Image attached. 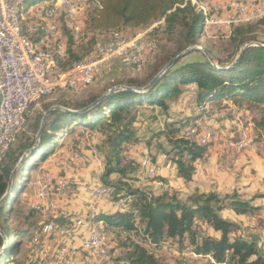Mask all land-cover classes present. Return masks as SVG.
<instances>
[{
  "label": "trees",
  "instance_id": "obj_1",
  "mask_svg": "<svg viewBox=\"0 0 264 264\" xmlns=\"http://www.w3.org/2000/svg\"><path fill=\"white\" fill-rule=\"evenodd\" d=\"M41 1L44 0H24L21 13L27 14L31 6ZM97 2V6L88 10L84 22L90 32H118L117 30H120L134 34L163 19L162 34L165 39L175 44L174 51L160 64L154 66L145 80L130 78L125 82L115 83L131 87L145 86L172 57L185 48L195 45L200 33L199 25L205 15V8L200 0H97ZM239 24L233 26L229 36L230 49L228 50H231L230 53L218 54V57H215L212 49L206 48L214 63H211L204 53L200 59L183 62L180 58L146 91L116 89L110 97L81 113L54 110L41 132L39 147L23 161L15 172L11 191L17 174L21 172L22 177L24 176L27 163H30L29 161L39 150L44 148L39 160H45L59 145V140L63 135H68L81 128L98 129L104 134L103 143L107 145L106 163L100 175L101 184L111 190L113 199L122 195L132 196L128 210L97 213L91 218V221L96 224L101 223L100 232H103V224L109 228L108 232L119 229L128 233V236L123 237L117 234L115 249L118 251V259L127 264H163L162 258L157 255L154 247L166 240H171L178 250L181 251L188 246L193 255H199L197 258L208 256L214 264H219L215 262L221 261H227L226 264H264V254L259 251L256 242L247 240L240 233L238 234V225L223 218L220 214L225 208H230L236 214H253L260 210V206L253 205L252 201L258 197H264V194L242 199L236 191L224 194L222 197L214 192H195L186 201L179 200L173 192L170 193L167 190L153 195L131 185L132 174L137 170L138 164L132 159L124 161L121 156L124 143L137 140L132 127L136 111L144 107L143 105L158 106L168 110L165 98L178 95L181 87L189 84L196 86L194 101L197 105H202L205 101L211 106L212 104L219 105L223 100L229 99L238 108L251 113V120L254 123L253 141L263 140L264 47L248 45L240 53L239 51L244 43L255 40L248 33L252 32L253 27L264 26V14L256 20ZM67 31L69 49L68 58L62 64L63 67L83 58L91 50L88 46H82L79 48L82 55L72 52L73 36L68 28ZM90 43L94 41L91 40ZM213 48L218 53H222L218 47ZM99 96L100 94H96L80 99L59 96L53 102L45 104L43 110L45 111L51 105L78 110L88 106ZM41 117L40 115L31 125L32 134L17 140L16 145L12 141L3 155L0 161V198L6 190L14 165L22 152L32 146ZM180 121L166 122L164 128L158 133L164 134L169 143L170 148L166 154L175 163L178 175L188 181L194 170L192 162L203 156L209 143H191L177 136V126L181 123ZM57 139L58 142H56ZM53 143H56V146ZM185 154L188 155L187 158H184ZM35 161L30 164L28 170L36 166ZM28 170L23 177L21 187H27L26 185L30 182L27 178ZM112 174H116L117 177L112 178ZM18 192H21L20 188L13 199L17 198ZM9 195L0 206L1 228L2 224L7 223L10 213V209L6 211ZM55 221L63 222L64 218L59 216L55 218ZM201 225L218 231L219 237L205 232ZM232 233L234 237L230 236ZM13 234L18 237L27 235L26 232L16 231ZM6 235L10 237L9 234L6 233ZM9 241L8 239L4 247V241L0 235V249L4 248L0 252V264H14L18 259L16 256L20 252L21 240L17 239L10 244Z\"/></svg>",
  "mask_w": 264,
  "mask_h": 264
},
{
  "label": "crops",
  "instance_id": "obj_2",
  "mask_svg": "<svg viewBox=\"0 0 264 264\" xmlns=\"http://www.w3.org/2000/svg\"><path fill=\"white\" fill-rule=\"evenodd\" d=\"M200 1L204 6L208 7L209 5L212 8H218L221 10L220 14H224V6L229 0H208V3L205 0ZM258 1L264 7V0ZM259 12L264 14V11ZM219 29L227 32L230 30L227 27ZM195 59H200V57L191 58L190 60ZM185 87H190L188 91L190 96L185 93L187 97H190L189 101L186 102L187 105H181L180 110L178 109L181 112L177 111L171 114L169 111L171 118L168 120H190L197 116L195 113L197 104L192 106L191 103L194 100L196 86L189 84ZM190 104L192 107H190ZM152 108L158 109L157 106ZM185 109L189 112L186 113ZM154 112V110L136 112L132 127L137 140L124 143L121 150V154L123 152L128 154V160L132 159L138 162L144 157L143 149L148 148L145 141L150 134L148 129L158 126L157 129L160 131L164 128L166 121L151 122L147 119L150 117L147 114H154ZM226 112L229 116H225L224 113ZM242 118L251 127L253 134L254 123L251 120V113L242 108H234L229 99L223 100L219 105L212 104L208 112L205 113L204 121L214 131L216 138L208 144L203 156L192 162L194 170L191 179L186 181L178 175L175 163L167 154H154L153 151H149L153 162L158 166V176L163 179L165 187H158L153 180L146 176V168L139 166L132 174L131 185L153 195L161 194L167 190L170 193L173 192L182 201H186L195 192H215L218 195H224L236 191L242 199H249L256 194H264V155L259 154L256 147L237 149L235 146V143L244 134L241 133ZM103 140L104 134L98 129L81 128L68 135H63L59 140L57 149L43 160L40 166L51 178V194L54 200L59 203L60 213L64 217L71 218V220H75V216L85 217L83 227H90L91 218L94 214L110 213L117 210L113 201H105L94 195V188L101 184L100 175L106 163L107 145L103 143ZM216 140L217 142L214 143ZM122 159L125 161L123 156ZM111 177L116 178L117 175L112 174ZM62 179H71L74 184V189L69 197L64 198L58 195V182ZM252 204L260 206V210L257 212L262 210L264 212V197L255 198ZM228 213V209H223L220 214L224 218L226 214L229 215ZM250 215L233 214L229 220L232 222L245 220V216L247 219ZM249 218L252 219V217ZM201 227L205 229V232L215 237L220 235L218 231L208 226L201 225ZM108 229L102 224L103 232L107 234ZM237 233L239 234L238 231ZM85 236L86 230L78 226H72L66 234L57 238L50 234H40L38 241L43 243L46 249H51L50 255L44 259L41 253L36 254L32 258H28L24 264H40V260L45 262L43 264H86L89 259L88 254L78 251ZM111 239L115 240L114 235ZM114 243V246H116V242ZM63 245L71 249L67 253L58 256L56 250ZM115 250L117 251V249ZM116 255H118V252Z\"/></svg>",
  "mask_w": 264,
  "mask_h": 264
},
{
  "label": "rangeland",
  "instance_id": "obj_3",
  "mask_svg": "<svg viewBox=\"0 0 264 264\" xmlns=\"http://www.w3.org/2000/svg\"><path fill=\"white\" fill-rule=\"evenodd\" d=\"M44 1H49V0H44ZM44 1H41V2H44ZM80 1L81 2L78 4L76 13H74L73 7L71 8L73 12V24L77 28V32H78L76 35L77 39L74 40L72 38L73 42L71 44V51L76 54L82 55L83 53L79 50L80 47L88 46L92 50V48L94 47V43L89 44V42H91V40L92 41L97 40V38H101L111 31L90 32L86 28L84 22L86 20L88 10L96 6L97 2L95 0L94 1L80 0ZM32 7L33 6H31V8ZM34 9H31L33 14L31 13L23 14L22 25L24 27L30 28L31 30L34 28L39 29L40 26H45V28H48L46 27L47 21L43 17V15L40 14L39 9L38 8H34ZM58 21H59L58 27L60 31L62 30L61 32L64 35V41H63L64 43L61 46V51L62 49H66V52L64 53V57H63L64 60H61L58 63V65L60 64L59 66L62 67V64L68 58L67 52L69 48L67 47V44H68L67 37L69 35L67 31L68 27L66 24V18L64 14L60 16ZM209 25L210 24L200 23L199 25L200 33L197 37L195 45H198L202 49H205V50L206 48L212 49V53L215 57H218V54L221 55V54L230 53L231 50H228L230 49L229 47L230 44L228 40H229V36L232 33L233 26L230 27L229 32H227L222 29L207 28ZM154 29L157 30V31L155 30L152 31V37H153L154 31L156 32L155 34H157V36L155 37L156 49L149 54L145 64L138 66V67L113 66L109 70L100 72V74L97 75L94 82L90 85L80 87L76 90L62 91L64 89H55L54 91L45 94L46 96L45 95L38 96L36 100L32 104H30L26 110L24 125L23 127H21L22 129L20 128L18 133L15 135V138L13 139L14 145H16L17 140H19L20 138L28 137L32 134L31 125L40 115L41 116L43 115L44 113L43 106L45 104L53 102V100L59 96H64L65 98L72 97L75 99L86 98V97H91L96 94L102 95L103 93L107 92L112 86L116 85L115 83L125 82L129 80L130 78H135L137 80H145L150 74L152 68L160 64V62H162L164 58L167 57L175 49V44L165 39L164 34H162V30L158 28H154ZM143 30L145 29H141L140 31H143ZM117 31L118 32H114V33L112 32V33L117 34V35H130V33H125L120 30H117ZM248 34L251 37L255 38V40H250V41L257 42V43L264 45V26H257L255 28L253 27L252 32ZM213 47H218L219 50L222 51V53H218ZM202 55H203V52L201 50H194L191 53L187 54L186 56L182 57L181 59L183 62L190 61L191 58H196V57L201 58ZM189 88L190 87L183 86L181 87V92L178 95L171 97V98H165V101L168 104V110H164L158 106H157L158 109H155L148 105H143L144 107L139 108L137 111L144 110L145 112H150L154 110L155 111L154 114H150V115L147 114L148 116H150L147 119H149L151 122H155L159 120L161 121L164 120L166 122L172 121V120H168L169 118H171V116L169 115V111L171 114L174 112H177L178 109L181 108L182 104H186V102L189 101L188 99L190 97H187V95H189L188 94ZM230 102L231 104L234 105V108H238L237 105L234 104L231 100ZM191 103H192V106L196 105L194 100ZM192 106L190 104V107ZM210 106H211L210 103L205 101L202 105H200L198 110L195 109V113L197 115L195 118L190 119V120L182 119L180 121L181 123H179V127L183 126L184 124L185 126L190 127V125H186V123L191 124L192 122L193 125L191 129H194L193 134H199V135H193V142L195 143L206 144V143H209V140H211L212 142L216 138V134L214 133V131H212L210 127L208 130H206V134H201V127H195L197 123L199 124V122H202L203 120H205V113L208 112ZM169 108L171 109L169 110ZM178 112H181V111H178ZM185 112L188 113L189 111L185 109ZM224 114L226 116L228 115V112ZM242 122H243V127L241 128L242 130L241 133L242 132L244 133V141H248L250 144L253 143L249 148L256 147V149L258 150L257 152H259V154L261 155L262 154L264 155V137L261 142L253 141L254 135L252 134L251 127H249V125L246 123L244 118H242ZM157 127L158 126L153 127L152 129H148L150 134L147 136V139H145L147 143L146 146L148 147L147 149L149 151H153L154 154L155 153L157 154L165 153L166 154V151L169 150L170 146L164 134L158 133L159 131ZM253 133H254V130H253ZM177 136H178V133H177ZM217 140L214 141V143L217 142ZM56 142H58V139ZM54 145L56 146V143ZM55 149H57V146L56 148H54V150ZM43 152H44V148L39 150L36 153L35 157L31 159V161H29L30 163H27L25 167V172L23 173L24 175L23 177H25V175L27 174L26 172L30 164H33L34 161L37 160L35 161L36 166L28 170L27 178H29L30 182L26 185L27 187H21L22 180H24V178L22 177L21 172L17 174L14 180L13 189L9 195L8 204H7L6 211L10 209V213L8 214V220L6 224L1 223L2 228L0 226L1 230L4 232L6 236V241L8 239L10 240L9 244L10 242H13V241L15 242L17 239L21 240L20 245H19L20 252L16 256V258L18 259L17 261L14 262V264H24L28 258H32L36 256V254L39 255L40 253H41V256L44 257V259H46L51 253V249L50 248L46 249V246H43V243L38 241V239L35 241L33 240L34 237L36 236L35 232L39 229L40 224L42 222H45V220L51 219L50 216L47 215V212H46L47 209L45 210V213H46L45 215V213H42L41 204L34 203L35 201L38 202V196H37L38 191L48 190V180L40 179L42 175V171L44 169L40 167L43 160H39V159ZM122 156H123V153H122ZM19 188L21 192H18L17 198L13 199L14 195L16 194ZM218 196L222 197L223 195H218ZM53 199L54 197L52 196V194H50L49 200L52 201ZM54 204H55V206L53 207L54 210L60 212L61 210L59 209V206H58L59 203L54 201ZM225 209L229 210V213H228L229 215L226 214L224 217L227 220L231 219L233 214H236L230 208H225ZM246 216H245V220L234 222L235 224L238 225L237 226L238 232L244 238L249 239V240L252 239L256 241L259 251L264 254V212L262 210L261 212H256V214L255 213L251 214L249 217H252V219H250L249 217L246 219ZM15 231L16 232H26L27 235L18 237L17 235L15 236L13 234V232ZM6 233L9 234L10 237L7 236ZM117 234L120 235V237H123L125 235V232L120 231V230H116L115 232H113L111 230L110 233L108 234V237L109 239H111L114 235L115 241L117 242V239H118ZM126 236H128V233H126ZM230 236L234 237L235 235L234 233H232ZM160 244L161 245L159 247H154V250L157 252V255H159L162 258L163 264H214L213 261L208 256H204L202 258H197V256H192L193 253L192 251H190L189 248H187V255H184V254H179V253H186V248L181 251L178 250L176 246H172V250L170 249V247H163L162 249L160 248L162 246V243ZM43 249H46V250L43 251ZM112 252H113V255L109 261L110 262L109 264H127L125 261L117 258L118 255H116V253L118 251L115 250V246L112 247L111 253ZM205 259H208L209 262L206 261ZM43 263L45 262H42L40 260V264H43Z\"/></svg>",
  "mask_w": 264,
  "mask_h": 264
},
{
  "label": "built area",
  "instance_id": "obj_4",
  "mask_svg": "<svg viewBox=\"0 0 264 264\" xmlns=\"http://www.w3.org/2000/svg\"><path fill=\"white\" fill-rule=\"evenodd\" d=\"M13 1L0 0V82L3 93V120L0 123V141L5 136H8V131L22 118L20 114L22 103L30 99L36 89H39L41 86L51 85L55 78H57L50 77V69L57 68V60L66 52V49H62L61 53L51 52V59H42L41 52L32 51L30 44L22 42V39L13 33V26L11 24V3ZM205 1L208 3V0ZM59 5H65V0L45 2L42 6H47L48 14L52 15L53 7H59ZM72 6L74 13H76L78 2L72 0ZM209 9L210 25L207 28L215 29L227 27L229 21L233 20L234 16H254L256 12L264 11V7L259 4L258 0H229L224 6V14H220L221 10L218 8L209 7ZM156 36L157 34L154 31L151 39L132 40V38L110 37L107 40H94L92 53H88L83 59L76 60L77 72L74 75L65 77V80H71V83L84 82V76H96V74L105 68V66H99V59H108V66L112 67L125 66L126 57H133L137 61L151 48V44L156 40ZM132 44H139V51H132ZM47 45L50 44H46V50ZM32 57H40V64H32ZM199 107L200 105H197L196 110ZM195 127H201V134H206V130L209 129L204 120L195 125ZM177 133L179 137L191 143H193V135H199L193 134V129L179 131V124L177 126ZM210 142L211 140H209ZM235 146L237 149L249 148L248 143L244 142V134L239 138ZM143 154L144 157L137 162L138 166L146 168V176L153 180L158 187H165L163 179L158 176V166L153 162L149 150L144 148ZM123 157L125 161H128L127 153L123 152ZM187 157L188 155L185 154L184 158ZM40 179L48 180V190L38 191V202L35 201L34 203L41 204L42 213H45L47 209V215L51 219L45 220V222L40 224L33 240H37V236L40 234H50L57 238L66 234L72 226H78L86 230V236L78 248V251L81 253L85 252L88 254L89 259L86 264H107L113 255L111 249L116 241L108 239L103 232H100V222H97L94 227H83L85 217L75 216V220H68V217H64L59 211H55L53 207L56 200H49L52 188L51 178L47 173L42 171ZM58 187V195L65 198L69 197V194L72 193L74 184L71 179H62L58 182ZM94 195L105 201H113L119 211L128 210L132 200V196L130 195H122L117 199H113L111 190L102 184L94 188ZM59 216L64 218L63 222L55 221V218ZM172 246H176L175 243L171 240H166L160 248L170 247L172 250ZM187 248L189 247L186 246V253L179 254L187 255ZM69 249L71 248L68 246H59L56 253L58 256H61L67 253ZM192 256L199 257V255ZM205 260L208 261V259ZM215 263L226 264L228 262L221 261Z\"/></svg>",
  "mask_w": 264,
  "mask_h": 264
},
{
  "label": "bare ground",
  "instance_id": "obj_5",
  "mask_svg": "<svg viewBox=\"0 0 264 264\" xmlns=\"http://www.w3.org/2000/svg\"><path fill=\"white\" fill-rule=\"evenodd\" d=\"M53 1H60V0H49V1H44L37 3L34 5L32 8L30 7L28 13H32L31 9L38 8L40 11V14L43 15V17L46 19V27L45 26H40V28H34L30 29L27 27H24L22 25V17L23 14L21 13L22 5L24 0H14L11 3V24L13 26V33H15L18 38L22 39V42H25L26 44H30L31 50L35 52H41V58L42 59H51V52L54 53H61V46L64 43V35L60 31L58 27V20L60 16L64 14L66 18V24L68 29L71 31V34L73 36V39H77V28L73 24V12L71 10L72 6V0H65V5H59V7H53L52 10V15L48 14V7L47 6H42L43 3L45 2H53ZM78 4L81 2L80 0H76ZM94 1V0H92ZM97 2V0H95ZM201 2V1H200ZM98 5V2H97ZM96 5V6H97ZM204 6V5H203ZM205 8V15L203 16V20L201 24H210V9L206 6ZM35 10V9H34ZM263 15V13L256 12L254 16L252 15H237L233 17V20L229 21V25L227 28H230L232 26H235L239 23H243L246 21H253L258 18H260ZM58 19V20H57ZM158 28L160 30L163 29L164 27V20L161 19L157 21L154 24H151L145 30L140 31L138 33H135L133 35H117L113 34L112 32H108L106 35H104L101 38H97V40H107L110 37H122V38H132V40H140V39H151L152 38V31L155 30L154 28ZM98 32V31H96ZM59 41V42H58ZM46 44L47 45V50H46ZM94 47L90 51L92 53ZM156 49V40L151 44V48L145 52L142 57L135 59L133 57H126V65L125 66H141L146 63L147 58L151 52H153ZM132 51H139V44H132ZM64 54H62L61 58L57 60V68H51L50 69V77H57L55 80L52 82L51 85H45L41 86L39 89H36L34 95H31L30 99L24 101L20 107V114L21 117L19 121L16 123L12 129L8 131V136H5L0 141V161L7 151L9 144L13 141L15 138V135L18 133L20 128L23 126L25 122V115H26V110L29 107L30 104H32L38 96L45 95L47 93H50L54 91L55 89H65V90H76L80 87L90 85L94 82L96 79V76H84V82H74L71 83V80H65V77H68L70 75H74L77 72V64H75L76 61H72L70 64L66 66H59L58 63L61 60H64ZM85 57V56H84ZM83 57V58H84ZM81 58V59H83ZM32 64H40V57H32ZM99 66H105V68L102 69L101 72L109 70L112 66H108V59H99ZM2 101H3V93H2V84L0 82V123L3 120V106H2ZM197 122V121H196ZM186 123V122H185ZM190 123V122H189ZM198 124V123H197ZM196 124V125H197ZM190 127L183 126L179 127V131H188L187 129H191L192 127V122ZM194 130V129H193ZM245 143H248L249 147L253 144H250L248 141H244ZM96 225L95 222L91 221L90 222V227H94ZM108 232L105 237H108ZM158 245L157 247H159Z\"/></svg>",
  "mask_w": 264,
  "mask_h": 264
},
{
  "label": "water",
  "instance_id": "obj_6",
  "mask_svg": "<svg viewBox=\"0 0 264 264\" xmlns=\"http://www.w3.org/2000/svg\"><path fill=\"white\" fill-rule=\"evenodd\" d=\"M248 45H258V46H263V44L257 43V42H252V41H248L246 43H244L241 46V49L239 51V53L241 52V50L248 46ZM194 50H201L205 56L208 58V60L211 63H214L211 55L205 50L202 49L200 46L198 45H192L189 46L187 48H185L183 51L179 52L178 54H176L174 57H172L164 66H162V68L155 74V76L145 85L142 87H131V86H126L123 84H116L114 86H112L107 92L103 93L102 95H100L96 100H94L92 103H90L88 106L78 109V110H69L63 106L60 105H51L49 108H47L40 120V124L38 127V130L35 134V138H34V142L32 144V146H30L29 148H27L26 150L23 151V153L21 154V156L19 157L17 163L14 165L13 169L10 172V176H9V180L7 183V187L6 190L4 192V194L1 196L0 198V206H2V204L5 202V200L7 199L10 191H11V187H12V182H13V177L15 175V172L17 171V169L20 167V165L23 163L24 160H26L29 156H31L34 151L39 147L40 144V136H41V132L45 126V123L49 117V115L54 111V110H61V111H72V112H78L81 113L85 110H88L90 107H92L94 104L99 103L105 99H107L108 97H110L112 95V93L116 90V89H128V90H133V91H137V92H142V91H146L167 69H169L177 60H179L180 58L184 57L185 55L189 54L190 52L194 51ZM239 55V54H238ZM0 235L3 238L4 241V247L7 244L6 241V236L4 234V232L1 230L0 228ZM4 248L0 249V252L3 250Z\"/></svg>",
  "mask_w": 264,
  "mask_h": 264
}]
</instances>
